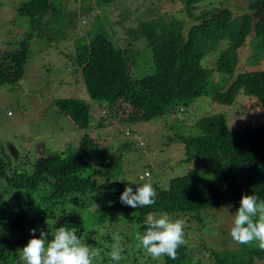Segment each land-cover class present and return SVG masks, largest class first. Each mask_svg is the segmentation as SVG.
Returning a JSON list of instances; mask_svg holds the SVG:
<instances>
[{"label": "trees", "instance_id": "obj_1", "mask_svg": "<svg viewBox=\"0 0 264 264\" xmlns=\"http://www.w3.org/2000/svg\"><path fill=\"white\" fill-rule=\"evenodd\" d=\"M59 1L28 0L16 7L18 15L27 18V29L15 48L9 50L11 47L6 43L0 47V87L11 85L13 88L21 80L30 40L38 35L40 26L57 33L73 25V14L69 16L64 12V4L59 9ZM117 1L95 0L104 17L100 19V14L94 15L92 29L101 30L105 35V27L102 28L101 24L111 22L108 12L114 6L110 5ZM204 1L183 0L185 9L180 12H186L194 20L187 29L181 19L174 17L140 21L134 31L128 32L130 38L123 50L109 45L101 37H94L84 44L77 40L74 63L79 67L88 99L106 108L123 100L130 108L127 121L149 122L165 116L175 119L178 112L182 113L201 96L229 98L243 92L256 101L264 114V70L238 72L232 76L236 51L246 38L250 34L252 39L264 35V0H247V10L251 15L234 16L229 8L219 5L209 7L199 15L189 13L193 5ZM60 10H63L62 14ZM44 17L46 19L42 22ZM121 21L117 19L113 23ZM235 23H239L237 30ZM56 38L63 39L64 35ZM137 42H143L151 64L142 73L134 61L140 50H131ZM260 48H264V44ZM212 52L216 56L215 68H203L202 59ZM214 73L220 77L212 79ZM55 105L74 128L87 129L91 116L89 106L82 100H57ZM189 125L194 133L177 135L173 142L183 146L185 156L182 162L195 161L201 171L190 168L183 176L171 179L166 188L153 185L157 192L156 203L136 209L122 204L119 199L127 186H131L135 193L134 184L119 183L104 188L92 178L95 175L107 178V171L92 169L85 172L86 166L99 152L98 143L87 135L80 138L77 152L39 155L28 174L15 172L5 175L6 165L0 159V179L5 181L0 190V223L11 228L25 225L31 230L43 217L52 218L53 213H57L53 211L59 208L62 210L60 215H56L57 228H75L80 235V218L68 214L64 208L68 203L76 204V198L80 196L104 194L119 200L117 208L123 211L125 223L135 226L133 238H136L137 233L142 235L146 230V215L168 213L174 219L183 216L187 222L199 224L200 214L209 209L230 207L235 216L242 195L254 193L264 200V123L257 121L245 125L237 121L234 127L229 128L224 115L217 113L202 116ZM111 178L110 175L108 180ZM10 192L18 200L6 204L4 196L11 195ZM6 241L0 238V264H7L6 257L12 256L10 252L4 253ZM187 246L182 245L178 249L176 259L167 256L153 259L136 239L133 246L135 257L130 264H187L188 260L201 264L203 259L199 252L196 253L199 258L187 259L191 252L188 248H192ZM210 258L214 260L213 264H255V260L264 258V250L254 241L248 245L240 244L232 251H213ZM8 262H16V257Z\"/></svg>", "mask_w": 264, "mask_h": 264}, {"label": "rangeland", "instance_id": "obj_2", "mask_svg": "<svg viewBox=\"0 0 264 264\" xmlns=\"http://www.w3.org/2000/svg\"><path fill=\"white\" fill-rule=\"evenodd\" d=\"M26 1L28 0H0V47L6 43L11 47L10 50L22 40L27 29V18L20 17L16 7ZM52 2L55 3L56 0ZM58 3L59 9L64 4V12L69 16L73 14L71 28L67 27L64 34L62 29L56 33L40 26L38 35L30 40L29 55L21 80L13 88L11 85L0 87V159L6 165L3 171L5 175L15 172L28 174L31 164L39 155L77 152L80 138L87 135L98 143L99 152L86 166L85 172L97 169L109 174L107 178L93 176L92 179L97 184L104 185V188L106 185L119 183H132L139 187L150 182L162 189L167 187L171 179L183 176L190 168L201 171L195 161L182 162L185 156L183 146L179 142H173L177 135L188 136L194 133L189 125L193 120L220 113L224 115L229 128L234 127L237 121L245 125H252L257 121L264 123L262 109L252 97L243 92L229 98L219 95L209 98L201 96L195 98L182 113L178 112L175 119L165 116L149 122L127 121L130 108L123 100L111 108L99 107V103L88 99L80 79L79 67L74 63L77 40L84 44L94 37H101L109 45L123 50L130 38L128 32L134 31L142 20H170V17H174L176 20L181 19L186 29L194 20L186 12H180L185 9L183 0H119L110 5H114L108 12V15L111 14V22H106V26V23L101 24L102 28L105 27L104 35L101 30L92 29L93 16L100 14V19L104 17L95 0H60ZM217 5L229 8L234 16L245 13L251 15L247 10V0H205L193 5L188 11L192 15H199L203 10ZM59 12L62 14L63 10ZM45 19L46 17L42 22ZM117 19L122 21L113 23ZM238 26L239 23L234 24L235 30ZM63 35V39L56 38ZM252 38L250 34L243 46L236 51V66L232 76L238 72L264 70V48H260L264 44V35ZM260 39L262 42H259ZM134 49L140 50L135 54L134 61L142 73L151 67L149 55L143 42L133 44L131 50ZM213 52L202 59L203 68H215L216 56ZM212 76V79L220 77L217 73ZM69 98L82 100L89 106L91 120L86 130L74 128L55 105L57 100ZM145 171L150 176L145 177ZM110 175L112 178L108 180ZM4 184L5 181L1 178L0 190ZM10 194L4 196L3 201L6 204L16 203V195ZM86 196L76 198V204L68 203L64 209L68 214L80 218L79 230L82 232L80 235L78 233L79 237L100 250V256L94 264H130L135 257V226L127 225L123 220V211L117 208L119 200L115 196L104 194ZM94 204L98 205V209ZM61 210L57 208L53 211L57 213H53L52 218L43 217L40 222L35 223L32 228L37 230L35 238H39L40 230H44L50 233L48 240H51V235L57 228L56 215H60ZM148 216L144 219L147 220ZM177 218L186 222L184 245L192 247L188 248L191 252L187 258L191 261L199 258L196 255L199 252L203 259L201 264H213L211 252L239 248L240 244L230 235L235 219L230 207L203 211L199 224L187 222V218L183 216ZM20 226L11 228L6 223H0V238L7 240L4 253L12 254L6 257L7 264H25L22 249L33 237L25 225ZM113 233L120 235L124 248L123 259L119 262L113 261L109 255L110 246L114 243ZM26 234L29 235L25 236ZM9 257H16V262H8L11 259ZM193 262L188 260L187 264ZM254 262L264 264V258Z\"/></svg>", "mask_w": 264, "mask_h": 264}, {"label": "clouds", "instance_id": "obj_3", "mask_svg": "<svg viewBox=\"0 0 264 264\" xmlns=\"http://www.w3.org/2000/svg\"><path fill=\"white\" fill-rule=\"evenodd\" d=\"M144 176H150V173L145 171ZM156 196L157 192L149 182L136 187L135 193L131 186L125 187L119 199L122 204L136 209L154 205ZM95 207L98 209V205ZM185 223L184 219H174L168 213L159 216L150 214L146 220V230L142 235L137 233L136 239L153 259L161 256L176 259L178 249L186 243ZM36 231L30 230L33 238L22 249L25 264H94L100 256V250L88 245L77 235L75 228H56L50 241L49 232L40 230L39 238H35ZM230 235L242 245L256 241L259 248L264 250V200L254 193L242 195ZM112 238L114 243L110 246L109 255L113 261L119 262L124 252L121 237L113 233Z\"/></svg>", "mask_w": 264, "mask_h": 264}]
</instances>
